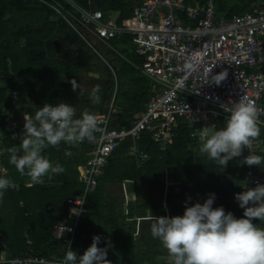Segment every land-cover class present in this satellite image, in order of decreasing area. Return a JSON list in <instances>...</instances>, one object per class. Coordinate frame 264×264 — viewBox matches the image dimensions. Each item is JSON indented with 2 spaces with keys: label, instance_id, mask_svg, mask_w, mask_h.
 <instances>
[{
  "label": "trees",
  "instance_id": "obj_1",
  "mask_svg": "<svg viewBox=\"0 0 264 264\" xmlns=\"http://www.w3.org/2000/svg\"><path fill=\"white\" fill-rule=\"evenodd\" d=\"M44 1L0 0V118L20 114V107L30 104L32 100L36 101L37 106L28 107L24 111L26 115H34L36 109L45 103L57 105L61 91L72 88L71 79L65 75L71 69L79 70L88 65V52L81 49L76 55L74 51L66 49L69 45L85 42ZM256 1L246 3V0H242L243 5L236 6L220 0V11L225 13L229 9L228 16L242 14L264 3L261 0V3L254 4ZM78 3L87 9L120 13V20L129 18L134 7L129 0H78ZM106 44L113 48V55H126L131 62H138L128 39H112ZM130 61L121 62V77L136 70ZM16 92L17 101L13 98ZM150 95L148 86L139 87L135 93H131L128 97L130 104L122 111L125 117L132 120L142 114ZM222 127L223 123L217 129ZM260 137L264 138V128H261ZM20 143L21 140L13 141L10 137L5 141L6 148L19 146ZM139 146L148 155L145 162L138 163L133 156L123 158L120 151L129 150V147H123L114 153L95 191L89 194L86 203L89 212L80 217L76 245L72 249L78 255H83L91 246L92 238L99 236L101 242L98 247H108L107 260L110 264L157 262L156 243H137L135 223L130 226L128 223H106L110 208L105 199L106 182L129 180L137 193L136 186L144 180L153 182L155 177L163 178L167 172L177 170L182 177L171 185L167 193V204L174 216H182L185 211L182 204L185 186L196 184L202 189V198L197 203L203 204L210 194H215L213 208L223 207L226 213H233L237 219L244 218V210L234 196L238 194L245 176L244 166H239L238 160L245 157L247 150L242 157L234 158L223 168L202 155L199 143L183 129H179L174 142L165 149H160L159 144L152 141L151 134L144 131ZM87 150V144L69 146L61 143L58 147H49L44 155L52 163L60 162L64 171L50 180L45 178L42 185L29 187L22 184L19 189L5 192L0 199V251L6 250L11 258L20 257L26 250L28 239L32 240L37 252L43 248L62 250L61 242L55 239L54 226L67 217L68 199L83 191L77 179L76 167L83 164ZM66 151H70L71 156H66ZM79 151L80 156L77 155ZM8 159L9 155L5 153L4 166L15 171ZM135 209V204H129L130 218ZM123 216L121 212L119 218ZM253 223L264 227L261 221L253 220Z\"/></svg>",
  "mask_w": 264,
  "mask_h": 264
},
{
  "label": "built area",
  "instance_id": "obj_2",
  "mask_svg": "<svg viewBox=\"0 0 264 264\" xmlns=\"http://www.w3.org/2000/svg\"><path fill=\"white\" fill-rule=\"evenodd\" d=\"M216 1L219 0H144L133 7L129 18L122 20L120 13L87 9L78 0L44 1L95 51L100 43L128 39L139 59L136 68L152 84L151 95L144 112L132 120L113 103L96 114L103 131L91 141L80 143L88 145L79 167L78 182L83 191L68 199L67 217L54 226L55 239L61 242L62 250L43 248L37 252L28 239L22 256L0 259V264H61L68 245L71 250L76 245L80 217L89 212L87 198L95 191L114 153L129 147L138 163L146 161L148 155L139 146L144 131L151 134L160 149L174 142L179 129L186 130L199 143L193 133L203 127L225 125L228 114L223 106L231 107L241 98L256 107L258 126L264 128V3L228 16L229 9L221 12ZM188 64L193 65L191 70ZM211 69L209 80L221 72L228 73L218 86L207 83L205 72ZM13 98L18 100L17 92ZM24 123L16 115L0 118V150L6 148L9 137L21 140ZM251 152L264 153V138L253 142ZM248 154L247 151L245 157ZM3 156L0 155V166L5 167ZM261 167L244 165L245 176L238 193L264 185ZM14 184L7 190L21 186ZM72 209L79 214H72Z\"/></svg>",
  "mask_w": 264,
  "mask_h": 264
},
{
  "label": "clouds",
  "instance_id": "obj_3",
  "mask_svg": "<svg viewBox=\"0 0 264 264\" xmlns=\"http://www.w3.org/2000/svg\"><path fill=\"white\" fill-rule=\"evenodd\" d=\"M186 67L191 70L193 65ZM211 71L205 72L207 83L217 86L228 75L224 71L209 80ZM94 78L99 79V76L94 74ZM71 83L75 91L78 85L74 81ZM99 91V86H96L90 94L94 104L101 102ZM223 111L228 114L224 127L217 129L216 125H211L193 133L199 138L200 153L226 168L230 161L242 157L247 150L249 154L238 160L239 166L264 165V155L251 152L253 142L261 135L256 107L241 98L232 102L231 107L223 106ZM23 118L25 123L20 145L4 148L0 155H9L8 163L21 177L27 178L29 187L42 185L45 178L50 180L64 171L44 155L46 149L58 147L61 143L77 146L91 141L96 133L103 131L96 114L85 110L77 116L76 107L67 103H45L36 109L34 115H24ZM71 154L70 151L65 152L66 156ZM14 186V181L8 177V169L0 166V199L7 189ZM234 199L244 210V218L237 219L233 213H226L223 207L213 208L215 194H210L203 204L189 207L186 203L182 216L151 215L150 234L159 241L165 253L161 257L164 264H264V227L253 223V220L264 222V185L246 188L235 194ZM70 211L74 215L79 214L76 209ZM100 242L101 238L94 236L83 255L71 250L69 244L61 264H110L108 247H98Z\"/></svg>",
  "mask_w": 264,
  "mask_h": 264
},
{
  "label": "rangeland",
  "instance_id": "obj_4",
  "mask_svg": "<svg viewBox=\"0 0 264 264\" xmlns=\"http://www.w3.org/2000/svg\"><path fill=\"white\" fill-rule=\"evenodd\" d=\"M250 1L251 0H246V3ZM129 2L131 5L136 6L142 2V0H129ZM225 2L229 5H243L242 0H225ZM261 2V0H257L254 4ZM216 5L220 10V0L216 1ZM22 42L25 44V41ZM66 49L68 51H74L76 55L81 49L89 54L88 65L86 67L79 70L71 69L69 74L65 75L66 78L71 79V82L74 81L75 84L78 85V88L75 91H73V88L62 90L60 98L57 100V105L59 103H67L76 107L77 116L85 110L95 114L102 113L106 111L112 103L117 109L124 111L130 104L128 97L131 93H135L139 87L141 89L143 86H148L150 92L151 82L147 80L146 77L142 76L137 68L133 72H128L125 76L121 77V62H129L130 59L122 54L113 55L112 51L114 50L110 45L100 43L97 47V51H95L87 44L80 42L78 45H69ZM94 74L98 75L99 79L94 78ZM140 78L142 80H140ZM96 86L100 88L98 95L101 97V102L99 104H94L90 99V94ZM36 106L35 100H32L30 104H23L19 110L20 114L16 116L24 120L23 116L26 115L24 111L28 107ZM22 133L23 131L20 136ZM120 152L123 158L132 156L129 150H122ZM77 155L80 156V153H77ZM53 164L54 166L57 164L61 166L60 162H55ZM79 166L80 165L76 167L78 177L80 173ZM181 177L179 171L171 170L167 172L163 178L155 177L153 182L144 180L142 183L138 184L136 186L137 193L134 192L133 189L135 186L129 180H125L124 182L113 181L105 183V199L110 207L106 223H128V226L135 223V238L137 239V243H143L145 245L156 243V264H164L161 257L165 253L159 241L154 239L150 234V217L151 215L154 217L168 216L166 215L167 212L171 214V217H174L171 208L167 204V193L171 185ZM26 180L27 178L25 181ZM184 189L185 198L182 201L183 205L186 203L187 205H193L202 198V189L199 185H186ZM131 203L135 204L136 209L130 218L128 207ZM147 208L149 209L147 210ZM121 212L125 216L120 219Z\"/></svg>",
  "mask_w": 264,
  "mask_h": 264
},
{
  "label": "crops",
  "instance_id": "obj_5",
  "mask_svg": "<svg viewBox=\"0 0 264 264\" xmlns=\"http://www.w3.org/2000/svg\"><path fill=\"white\" fill-rule=\"evenodd\" d=\"M144 0H142V2H143ZM141 3V2H140ZM130 63H132V65H134L135 66V62H131L130 61ZM135 68H136V66H135ZM1 85V84H0ZM119 110V109H118ZM120 112H122L121 110H120ZM24 127V125L22 126V128H21V132L23 131V128ZM78 154L80 153V151L79 152H77ZM262 155H264V153L262 154ZM53 163H55V162H53ZM52 163V164H53ZM54 165V164H53ZM81 166V165H80ZM79 166V167H80ZM8 173H9V177L11 178V179H13V181L14 182H16V183H19L20 185H22V184H25V185H28V181L26 180L25 181V177H21L16 171H11V170H8ZM166 175V174H165ZM149 208H147V210H148ZM146 210V209H145ZM165 212H167V211H165ZM166 215H168V216H170L171 217V214L169 213V212H167V214ZM52 247H54V246H52ZM55 251H57V252H59V251H61V249H54ZM5 258H11V257H9V255H8V252L6 251V250H1L0 251V259H5Z\"/></svg>",
  "mask_w": 264,
  "mask_h": 264
}]
</instances>
